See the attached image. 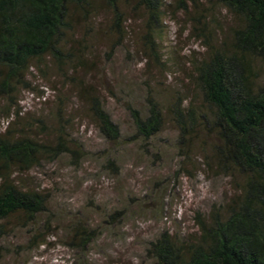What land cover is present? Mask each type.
<instances>
[{
    "label": "rangeland",
    "instance_id": "rangeland-1",
    "mask_svg": "<svg viewBox=\"0 0 264 264\" xmlns=\"http://www.w3.org/2000/svg\"><path fill=\"white\" fill-rule=\"evenodd\" d=\"M201 1L203 8H213L208 0ZM123 8L128 17H135L127 21L122 36L111 29L110 14L104 9L98 10L99 21L92 28L77 26L73 49L86 52V60L76 72L67 68L71 76L63 77L52 66L33 67L27 73L25 83L31 88L21 85L14 94L21 108L19 117H7L0 100V130L12 122L23 131L31 125L40 130L42 120L47 133L55 135L59 113L70 122L67 132L83 146L84 154L76 163L68 153L54 161L45 158L31 170L13 174L46 194L48 209L31 222L23 220L25 226L15 217L3 222L0 264H152L147 253L150 240L165 230L174 237L196 239V215L209 218L213 206L236 188L232 175L216 167L215 138L206 131L198 130V138L180 142L166 116L162 131L149 141L127 139L135 131L127 103L143 108L149 87L159 102L169 104L179 95L202 105L190 72L194 56L203 58L206 48L203 37L193 35L189 19L167 7L160 44L165 60H171L168 68L151 65L140 43V13L132 12V5ZM220 8L206 19V33L210 30L215 38L218 33L228 35L237 23L235 16ZM257 69L263 80L260 63ZM81 84L106 102L122 127L119 143L100 134ZM116 210L121 212L111 220L108 214ZM78 220L98 232L85 262H78L79 249L68 245L75 237L71 227Z\"/></svg>",
    "mask_w": 264,
    "mask_h": 264
},
{
    "label": "trees",
    "instance_id": "trees-1",
    "mask_svg": "<svg viewBox=\"0 0 264 264\" xmlns=\"http://www.w3.org/2000/svg\"><path fill=\"white\" fill-rule=\"evenodd\" d=\"M208 1L213 8H203L201 0H172L168 5L166 0H0V100L7 117H19L21 108L14 94L21 91V85L31 88L25 78L33 67L52 66L67 77L71 76L67 68L76 72L84 63L86 52L73 49L77 26L92 28L99 21L98 10L110 14L111 29L121 36L127 31V21L135 17H128L123 5H132V12L140 13V43L151 65L168 68L171 60H165L160 44L167 7L189 19L195 37H203L206 52L201 59L194 56L190 72L202 105L179 95L169 104L159 102L147 85L143 108L127 103L135 128L127 139L149 141L162 131L166 116L180 142L198 138V130L206 131L215 138L216 167L232 175L236 188L213 206L209 218L196 215V239L174 237L165 230L150 240L147 253L152 264H264V78L259 79L257 69L260 63L264 71V0ZM220 7L235 16L237 23L228 35L218 33L215 38L210 30L206 33V19ZM79 89L89 95L88 110L100 134L119 143L122 127L106 102L85 86ZM58 116L55 135L47 133L42 120L40 130L31 125L23 131L13 122L0 130V232L10 217L24 225L23 220L31 222L48 209L47 195L24 185L13 176L15 172L29 171L43 159L54 161L65 153L74 163L84 155L83 146L67 132L70 122ZM108 162L113 165L114 160ZM120 212L108 217L114 220ZM71 229L75 237L68 245L79 249L78 262H85L98 232L81 220ZM2 251L0 245V259Z\"/></svg>",
    "mask_w": 264,
    "mask_h": 264
}]
</instances>
